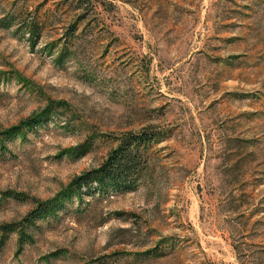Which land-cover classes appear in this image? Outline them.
Returning <instances> with one entry per match:
<instances>
[{
  "label": "rangeland",
  "instance_id": "374dc122",
  "mask_svg": "<svg viewBox=\"0 0 264 264\" xmlns=\"http://www.w3.org/2000/svg\"><path fill=\"white\" fill-rule=\"evenodd\" d=\"M18 126L0 264H264V0H0V133ZM142 132L132 187L26 223Z\"/></svg>",
  "mask_w": 264,
  "mask_h": 264
},
{
  "label": "trees",
  "instance_id": "16d2710c",
  "mask_svg": "<svg viewBox=\"0 0 264 264\" xmlns=\"http://www.w3.org/2000/svg\"><path fill=\"white\" fill-rule=\"evenodd\" d=\"M24 123L28 127H35L37 125L36 120H27ZM22 127H13L1 132L0 137L2 140H0V148L5 149L7 143L16 137V133L20 132ZM153 139L154 136L146 132L126 137L112 150L107 159L98 168L82 174L74 181V185L76 186L75 192L61 198L58 203L40 205L39 208L30 213L26 219V223L36 221L39 217L55 214L65 199L72 200L74 196L83 198V194L85 193L83 191L84 188L89 193L95 188L98 190H107L109 188L127 189L132 187V184L137 181L144 163L140 146ZM95 184L96 187H94ZM107 259L109 258L105 257V260L98 264H114L113 262L107 261Z\"/></svg>",
  "mask_w": 264,
  "mask_h": 264
}]
</instances>
